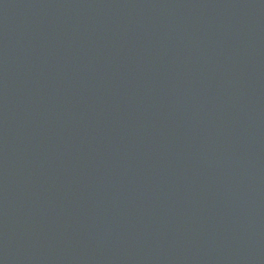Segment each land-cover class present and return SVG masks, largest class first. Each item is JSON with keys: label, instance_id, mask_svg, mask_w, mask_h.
Segmentation results:
<instances>
[{"label": "water", "instance_id": "1", "mask_svg": "<svg viewBox=\"0 0 264 264\" xmlns=\"http://www.w3.org/2000/svg\"><path fill=\"white\" fill-rule=\"evenodd\" d=\"M0 264H264V0H0Z\"/></svg>", "mask_w": 264, "mask_h": 264}]
</instances>
